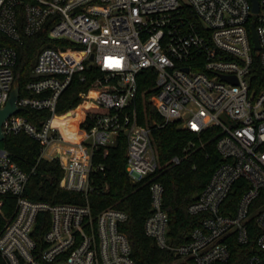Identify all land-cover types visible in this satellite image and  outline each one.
I'll return each instance as SVG.
<instances>
[{"label":"built area","instance_id":"obj_1","mask_svg":"<svg viewBox=\"0 0 264 264\" xmlns=\"http://www.w3.org/2000/svg\"><path fill=\"white\" fill-rule=\"evenodd\" d=\"M257 2L258 10L255 0H0L3 38L22 40L17 8L24 3L25 34L35 35L52 21L49 35L61 40L40 50L33 70L39 79L26 85L29 95L22 96L20 89V110L3 123L6 139L26 133L38 141L41 158L60 160L61 188L87 201L28 199V173L0 144V214L5 197L16 199L0 230V258L7 264H137L121 230L127 212L107 207L96 214L88 195L99 168L97 151L107 152L121 132L129 140L127 171L133 182L161 168L152 134L160 124L142 125L136 105L138 74L151 68L157 72L152 103L164 122L215 138L222 162L188 208L191 215L202 216L201 225L180 245L169 237L165 187L153 181L147 236L173 253L171 264H225L236 243L255 250L248 264H264V89L253 84L256 55L264 68V0ZM1 42L0 108H5L16 84L18 50ZM93 66L101 76L81 94L83 117L77 132L68 134L69 126L55 121L78 107L60 113L61 98L75 76L86 80ZM23 108L49 116L36 125L21 114ZM195 146L193 141L186 149ZM181 161L174 156L169 164ZM235 193L239 197L232 202ZM41 212H49L52 220L44 235L47 246L37 255L33 233Z\"/></svg>","mask_w":264,"mask_h":264},{"label":"trees","instance_id":"obj_2","mask_svg":"<svg viewBox=\"0 0 264 264\" xmlns=\"http://www.w3.org/2000/svg\"><path fill=\"white\" fill-rule=\"evenodd\" d=\"M19 28L22 33L20 42H13L3 38L0 34L1 44L11 45L18 50V61L15 66L16 82L20 84L21 95H29L26 85L39 79L33 72L40 50L45 46H58L61 40L50 37L49 32L52 21L35 35L25 34V5L17 8ZM70 54V53H69ZM71 58L75 56L71 53ZM87 78L82 80L81 74L75 76L71 86L61 98L58 111L66 113L82 103V93L91 88L101 72L92 67L86 71ZM253 84L258 89H264V68L256 55L253 65ZM138 93L136 105L142 125L156 121L160 126H153L152 134L156 145L161 168L148 175L141 182H133L127 171L128 136L121 132L114 145L108 151L102 148L97 151L95 165L99 168L94 171L93 187L88 200L94 213H99L107 207H116L127 212L128 219L121 225V230L128 236L132 246V257L137 264H171L173 253L159 248L145 232V223L152 213V196L150 184L153 181L161 182L165 187L164 208L170 217L169 237L173 244L186 243L191 238L193 230L201 225L202 216L191 215L188 208L203 192L213 173L222 162L216 147V139L203 135L201 138L195 133L183 130L175 122L165 123L152 103L156 94L157 72L154 69H145L138 74ZM88 100L83 103L86 104ZM91 112H110L107 109H89ZM82 106L60 119L56 123L60 127L69 126L68 134L77 132V123L81 119ZM21 114L32 123L40 125L48 112H40L23 108ZM70 137V135H69ZM72 137V136H71ZM74 137V136H73ZM196 146L191 150L186 148L191 142ZM203 143H205L203 145ZM5 147L10 151L14 161L29 175L25 196L36 202L56 203H86L82 194L70 192L61 188L64 169L59 159L47 160L41 158L43 147L26 133L11 134L7 136ZM174 156H179V164H169ZM239 193L233 194L231 201H237ZM16 199L5 197L3 213L0 214V230L5 224V216L15 210ZM51 214L41 212L33 236L37 247L35 253L40 254L47 246L44 235L51 227ZM253 238L252 245H255ZM233 255L225 264H248L249 257L255 251L249 246L234 244ZM0 264L7 262L0 258ZM43 264H51L43 262Z\"/></svg>","mask_w":264,"mask_h":264},{"label":"water","instance_id":"obj_3","mask_svg":"<svg viewBox=\"0 0 264 264\" xmlns=\"http://www.w3.org/2000/svg\"><path fill=\"white\" fill-rule=\"evenodd\" d=\"M255 9L258 10V2L255 0ZM254 44L256 49H260V43L258 35L255 29H253ZM20 97V84L16 82L14 90L5 108H0V144L6 140V135L3 131L4 121L12 114L19 112L18 100Z\"/></svg>","mask_w":264,"mask_h":264},{"label":"bare ground","instance_id":"obj_4","mask_svg":"<svg viewBox=\"0 0 264 264\" xmlns=\"http://www.w3.org/2000/svg\"><path fill=\"white\" fill-rule=\"evenodd\" d=\"M71 54V53H70ZM69 53L67 54V56L68 57H70L71 58V55H70ZM71 59H75V57H72ZM83 117V113L81 114V118ZM55 123H56V121H55ZM57 124V123H56Z\"/></svg>","mask_w":264,"mask_h":264},{"label":"rangeland","instance_id":"obj_5","mask_svg":"<svg viewBox=\"0 0 264 264\" xmlns=\"http://www.w3.org/2000/svg\"><path fill=\"white\" fill-rule=\"evenodd\" d=\"M1 146H2V147H5V142H2V143H1Z\"/></svg>","mask_w":264,"mask_h":264}]
</instances>
